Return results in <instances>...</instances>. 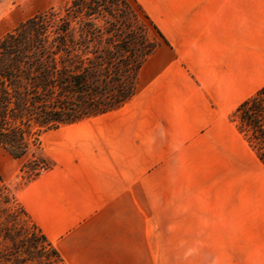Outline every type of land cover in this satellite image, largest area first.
<instances>
[{"label": "crops", "instance_id": "obj_1", "mask_svg": "<svg viewBox=\"0 0 264 264\" xmlns=\"http://www.w3.org/2000/svg\"><path fill=\"white\" fill-rule=\"evenodd\" d=\"M160 1L155 24L174 58L164 65L174 69L173 81L164 86L172 99L168 122L178 126L182 114L192 111H225L228 104L220 108L216 98L237 94L231 86L245 79V42L260 47L264 0ZM166 75L160 73L158 81ZM263 82L264 76L255 80ZM241 97L235 95L229 105ZM172 140L160 156L159 201L161 222L168 215L173 226L176 253L189 264H264V249L253 247V236L251 247L240 246L237 208L231 224L227 195L197 185L193 142L187 139L182 146L181 138ZM50 159L55 166L25 187L21 204L65 263L132 264L135 202L141 198V207L148 202L149 176L135 171L133 156ZM142 244L137 245L141 254Z\"/></svg>", "mask_w": 264, "mask_h": 264}, {"label": "trees", "instance_id": "obj_2", "mask_svg": "<svg viewBox=\"0 0 264 264\" xmlns=\"http://www.w3.org/2000/svg\"><path fill=\"white\" fill-rule=\"evenodd\" d=\"M165 36L137 0H69L0 38V146L22 160L48 131L116 111ZM264 168V85L230 116ZM30 182L55 164L31 154ZM0 264H65L0 177ZM3 219V220H2Z\"/></svg>", "mask_w": 264, "mask_h": 264}, {"label": "rangeland", "instance_id": "obj_3", "mask_svg": "<svg viewBox=\"0 0 264 264\" xmlns=\"http://www.w3.org/2000/svg\"><path fill=\"white\" fill-rule=\"evenodd\" d=\"M68 1L0 0V38L28 18L51 8H62ZM139 3L146 6L148 12L144 10L156 23L163 2L142 0ZM260 35V47L258 42L254 48L245 42V79L231 86V91L237 94L216 98L220 108L228 104L225 111H192L182 114L178 126L168 122L172 99L164 86L169 79L173 81L174 69L167 70L164 65L169 60L173 63L174 58L173 51L162 44V49L157 48L144 62L137 78V93L122 108L43 133L38 148L32 147L22 160L13 159L0 146V177L7 191L21 204L25 187L31 181L27 182L19 169L23 162L32 159V153L51 162L50 156H133L135 171L149 176L150 192L143 207L141 198L139 203L135 202V251L131 263L189 264L188 258L176 253L177 242L168 215L166 223L161 222L159 161L173 142V136L181 138L182 146L190 139L191 152L195 155L192 159L198 171L197 185L201 188L204 185L208 192L221 191L227 195L225 202L231 209V224L235 220L234 208H237L241 247H251L249 239L253 236V247L264 249V168L230 121L237 105L264 85V82L255 84L258 77L264 76V31ZM165 72L167 75L158 81L160 73ZM238 94L242 97L230 106ZM195 103H198L197 97ZM205 123L206 126H202ZM141 242L142 254L137 251Z\"/></svg>", "mask_w": 264, "mask_h": 264}, {"label": "bare ground", "instance_id": "obj_4", "mask_svg": "<svg viewBox=\"0 0 264 264\" xmlns=\"http://www.w3.org/2000/svg\"><path fill=\"white\" fill-rule=\"evenodd\" d=\"M261 199H263V198H261ZM263 208V207H262ZM259 210V209H258Z\"/></svg>", "mask_w": 264, "mask_h": 264}]
</instances>
